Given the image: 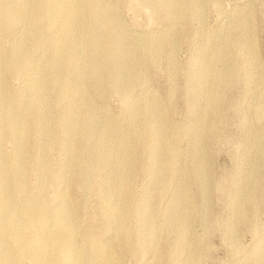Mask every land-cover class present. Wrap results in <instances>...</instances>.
<instances>
[{
  "label": "rangeland",
  "instance_id": "rangeland-1",
  "mask_svg": "<svg viewBox=\"0 0 264 264\" xmlns=\"http://www.w3.org/2000/svg\"><path fill=\"white\" fill-rule=\"evenodd\" d=\"M6 1L11 9H25L23 4L17 6L19 0ZM50 1L32 2L45 7ZM153 2L156 6L142 0H104L102 16L95 12L97 21L100 13L102 23L115 18L123 32L120 54L128 55L123 81L117 80L119 65L112 68L105 61L101 68L109 69L108 81L86 72L75 77L74 62L86 68L94 46L89 42L91 33L85 30H76L75 44L66 42L64 8L61 17L47 15V26L35 32L31 31L35 11L25 12L22 20L0 29L5 54L21 40L25 57L18 74L0 91V109L6 111L16 97L17 114L27 130L21 166L27 188L21 189L9 168L5 177L10 205L5 212L12 205L24 211L40 204L50 221V232L59 236L53 221L68 204L77 221L78 252L90 259L104 247L114 264H250L264 249V0H177L179 5L169 14L161 6L156 9L158 3ZM7 12L12 15L13 11ZM109 52L104 46L99 53L106 57ZM152 52L156 53L153 61L148 56ZM221 52L225 60L217 70L233 69L232 77L218 88L211 76L198 96L203 65ZM70 55L76 58L63 64L62 59ZM42 77H47L41 90L45 99L38 102L39 112L33 113L28 105L36 95L32 87ZM125 83L127 91L118 90ZM146 108L152 113L143 121L136 115ZM107 118L115 123L116 135L134 145L131 170L124 180V193H133L130 208L119 193L122 189L113 186L112 172L97 158L98 151L102 157L109 154L110 141L103 133ZM155 131H161L162 141L151 158L149 138ZM201 133L204 138L198 141ZM1 148L8 157L15 152L9 140H3ZM195 149L202 152L203 169L194 157ZM112 162L117 164L114 158ZM40 167H51L48 185L37 182L35 168ZM76 167L84 181L74 180ZM58 168L63 178L55 182ZM179 196H184L186 232L180 223L171 222ZM146 205L148 221L139 214ZM115 206L125 216L122 220L133 251H120L115 230L102 231L105 220L99 211ZM81 218L90 227L79 222ZM16 233L19 238L27 234L24 222ZM0 242L13 247V239L4 233ZM30 254V250L23 252L17 264H38ZM14 258L12 264H16Z\"/></svg>",
  "mask_w": 264,
  "mask_h": 264
},
{
  "label": "bare ground",
  "instance_id": "bare-ground-1",
  "mask_svg": "<svg viewBox=\"0 0 264 264\" xmlns=\"http://www.w3.org/2000/svg\"><path fill=\"white\" fill-rule=\"evenodd\" d=\"M32 1L33 0H19L17 6H19V3L23 4L25 6V9L24 8L22 9L20 7H16V8L11 9L8 6L6 0H0V18H1L0 29L1 28L7 29L8 26H11L14 23H17L20 20H22V18L26 14L25 12L35 11L38 14H36V16L31 21V25H32L31 31L35 32V30H38L39 26H43V28L47 26V21H48V19L46 18L47 15L54 14L57 17H61L62 13H63L62 9L64 8V11H65L64 19L63 20L61 19V20L64 24V28L66 31V42L69 44H72V43L75 44V42H76L75 35L77 33L76 30H80V31L85 30V31L91 33L89 36V42H90V45L92 47L94 46L93 54L91 55L90 62H88V66L86 68L81 66L79 62H77V61L74 62L73 73H74L75 77L81 76V74L83 72H86L90 75H97L98 79H100V81H102V82L108 81L109 69H107V67L105 69L101 68V62L105 61L108 64V66L111 65L112 68L114 65H117V66L119 65V77L117 78V80L123 81L122 77L126 76V74H127V72H125L127 69V66L124 63L127 60V56H128V55L126 56L125 53L122 55L120 54V47H121L122 43L124 42V35L122 34L123 32L117 28L118 22L116 21L115 18H113V17L106 18L103 21V23L100 21L101 16H102L101 10L104 7L103 6L104 0H61V1L51 0L49 5H47L45 7H41L37 4H33ZM142 1L143 2L149 1L153 5H155L153 2V1H155L158 3V7L156 9L159 10V7L161 6L160 10H162L163 12H166L168 14L171 12V10L174 7L179 5L177 0H153V1L152 0H142ZM8 10L13 11L12 15L7 14ZM96 11H99L101 13V16L99 13L98 21H97V16L95 15ZM29 15L31 16V14H29ZM169 20H170V18H169ZM23 22H24V20H23ZM22 23H21V25H22ZM27 23H30V21ZM55 24L56 23H54L53 25L55 26ZM21 25H18L17 28H19ZM23 26H26V24ZM21 28H22V26H21ZM48 30L49 29H47V31ZM56 31H58V30H56ZM105 33L108 35L105 36ZM43 36H45V35H43ZM15 39H17V37ZM53 44L56 46L55 42ZM104 46L108 47L110 50L109 55L106 57H102L99 53L101 51L102 47H104ZM68 50L70 52V48ZM168 51H170V50H168ZM155 55H156L155 52H152V55L148 54L149 59L151 61H153L155 58ZM7 56H8V58H7ZM71 56L72 55H70V57L65 56L62 59V63L63 64H69L72 59L76 58V57H71ZM24 58L25 57L23 54V47H22L21 40H18L16 42L14 49L7 55L5 54L4 49L0 45V91L2 88L7 86V80L9 78H12L18 74L19 68L22 65V63L24 62L23 61ZM222 60H225V54L223 52L216 54L211 59V61L205 62V64L203 65V68L201 69V82L199 83V90H198V92L196 91L198 96H202L203 88L205 87V85H207L211 81V76L214 75L215 83H216L218 88H221L222 86H224L229 81V79L232 77L233 71H234L233 69H223L221 71L219 69L217 70V65H218V63H221ZM53 61L54 60H52V62ZM123 67L125 68V71H124ZM21 69H22V67H21ZM55 70H57V69H55ZM202 70H204V71L202 72ZM44 73L45 72H43V74ZM35 83H36V81H35ZM35 83H34V85H35ZM46 84H47V77H45V78L42 77V79H40L39 83L37 85H35L34 88L32 87V89L35 91L34 93L37 95V97H36V95H32L33 97L35 96V98L28 104L31 107V110L33 113L39 112L38 111L39 110L38 109V102L41 100L43 101L45 99V95L41 94V90L44 91V87L46 86ZM75 86H76V83H75ZM119 87L120 88L118 90H121L122 92H126L128 89L127 83L122 84ZM73 91H74V89H73ZM75 91L78 92V90H75ZM57 94H58V92H57ZM64 94H65V92H64ZM59 96H63V95H59ZM59 96H57V97H59ZM64 98L66 99V97H64ZM61 99H62V97H61ZM57 101H58V99H57ZM7 102L10 103V99ZM11 103L12 104L6 109V111L3 112L0 109V234L4 233V234L10 236L13 239V247L11 249H8L7 246H5L2 242H0V264H12L13 263L12 259L14 258V256H15L14 261L17 264L21 260V255L23 254V252H26L29 250L31 253L30 256L38 264H114L113 258L107 253V250L104 247H100L99 249L96 250L98 254L94 259L87 258L86 256H84L78 252V244H77V240H76L77 230L75 229V224L77 223V221H74V218H73L74 214L72 213L68 204H65L63 206V209L60 210L61 212H59V214L56 215V217L53 221L54 227L57 229V232H59V234H60L59 236H57V234H53L52 232H50V229L48 228L50 221L47 219L42 207H40V204H37V205L32 204L29 209L27 208L28 207L27 206L26 207L27 210H24V211L19 206L12 205L10 207V209H8V211L5 212V209L10 205L9 197L7 195V190H6L8 181H7V178L5 177V174L9 170V168L10 169L12 168V170H14L15 179L18 181V184L20 185L21 189L27 188V180L25 179V177L23 175L24 172L21 171V166L25 161L23 149L25 150L24 145L26 143V132H27V130L21 124L19 117H18V114H17V107L20 104L18 99L16 97H14V101ZM59 104H56V105H59ZM73 105L74 104H72V106ZM43 106H41V107H43ZM0 108H2V101L1 100H0ZM151 113L148 110V108H146L145 110L138 111L136 116L143 119V121H144V120H149V116L151 115ZM46 115H47V113H46ZM70 117L71 116H69V118ZM144 117H145V119H144ZM35 119H37V118H35ZM39 120H41V119H39ZM65 120H66V118H65ZM57 121H58V119H57ZM90 121H93V119H91ZM37 122H35V123H37ZM55 123H54V125L56 126V125H58V123H60V121L57 122V124H55ZM79 127H81V126H79ZM175 129L179 130L178 127H176ZM41 131H40V133H41ZM67 131L69 132L68 128H67ZM115 131H116L115 123L109 121V119L107 118V120L105 121L104 127H103V133L109 138V141H110L109 154L104 155V157H102L100 154V151H98L97 152V154H98L97 158H98V160H102V161H100V163L103 164L104 166H106L108 168V170L110 172H112L113 179H114L113 186L114 187H120L122 189L123 192H119V193H121L124 200H128L127 204H128V208H130L131 204L133 203V193H128V195L126 193H124V192H126V190L124 188L125 187L124 186V180L126 178L127 173L131 170L130 160L132 157V153H133L132 149H133L134 145H132V143L126 139H120L116 135ZM85 132H83V134H85ZM155 132L156 133L152 137L149 138V143L151 144V147L153 148L151 158H155L156 152L158 151L159 145L162 141L160 138V136H162L161 131H155ZM140 133L144 134L143 131H141ZM192 134H193V132H192ZM201 134L202 135L197 136L198 141H201V139L204 138L203 133H201ZM86 135H88V134H86ZM98 138H100V137H98ZM52 139H53V137H52ZM86 139H87V136H86ZM3 140H9L15 144V152H14L13 156L8 157L2 151L1 145H2ZM69 141H70V138H69ZM69 141H68V143H69ZM87 142H88V140H87ZM73 144H75L74 141H73ZM80 147H81V145H80ZM83 150H84V148H83ZM201 154H202V152L200 153V151H198L196 153V149L194 150V157L200 161L199 162L200 167H201V169H203L206 166V163H205V160L201 157ZM113 158L117 162L116 165H113V162H112ZM90 160H91V158H90ZM50 168L51 167H49V168H45V167L35 168V170L37 172V179H38L37 182L40 186L48 185V183L51 181V177L48 175ZM74 170H75V172L73 173L74 180H79V179L83 180L82 179L83 175L81 173L80 167H76ZM103 171H104L103 173H105L107 170L105 169ZM201 173H202V171H201ZM62 178H63V175L61 174V169L58 168L56 171V174L54 176L53 181L60 182L62 180ZM15 188H16V186H15ZM201 189H203V188H201ZM16 191H17V189H16ZM10 193H11V191H10ZM13 199H14V197H13ZM183 200H184V196L183 197L179 196V198L177 199L178 203H177L175 210L173 212L171 222H172V225L180 223L181 231L186 232V229H187V212L183 208V204H182ZM12 204H13V202H12ZM147 207H148V205H146V207H144V210L141 211L139 214L145 216L147 221H148V220H150L151 217H150L149 211L147 210ZM99 215L101 216L102 219L105 220V226L102 227V231L110 232L111 230H115V232L117 234L118 242H119L120 251H123L124 253H126L128 251H133V243L130 242V240H128L127 228H126V226L122 220L123 217H125V216H123L122 209L119 206H115V207L108 208V209H101L99 211ZM21 222H24V224L26 226L27 234L25 233L23 237L19 238L17 236V233H16V227ZM79 222L87 224L90 227V224L87 223V221L83 218H81L79 220ZM149 230L153 231L154 227L150 226ZM141 235H142V233H141ZM143 236L144 235H142L141 237H143ZM33 248L38 250V252L32 251ZM250 264H264V249H261V250H259V252H257L255 259Z\"/></svg>",
  "mask_w": 264,
  "mask_h": 264
}]
</instances>
